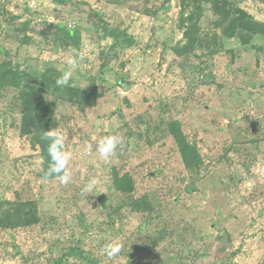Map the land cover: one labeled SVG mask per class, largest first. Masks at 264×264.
I'll use <instances>...</instances> for the list:
<instances>
[{"label":"rangeland","instance_id":"1","mask_svg":"<svg viewBox=\"0 0 264 264\" xmlns=\"http://www.w3.org/2000/svg\"><path fill=\"white\" fill-rule=\"evenodd\" d=\"M225 1L264 22V0ZM191 10L181 0H0V63L62 77L66 58L83 53L68 84L99 94L85 114L61 105L49 129L72 154L68 184L45 175L14 92L0 94V199L33 201L39 214L0 227V264H264V39L224 38L206 12L202 41L184 52ZM174 120L201 157L195 167ZM108 135L124 143L106 162L97 145ZM110 243L123 245L113 258Z\"/></svg>","mask_w":264,"mask_h":264},{"label":"trees","instance_id":"2","mask_svg":"<svg viewBox=\"0 0 264 264\" xmlns=\"http://www.w3.org/2000/svg\"><path fill=\"white\" fill-rule=\"evenodd\" d=\"M182 9L192 8L186 20L181 24L187 40L184 52L193 49L202 41L200 21L206 12L215 17L216 25L221 27L224 38L237 37L243 44L262 36L264 39V22L256 20L243 8L225 0H181ZM207 10V11H206ZM212 16L208 17L212 20ZM68 33V32H67ZM61 77L59 71L47 70L41 76H33L26 71L13 67L9 62L0 63V94L14 92V105L20 110L23 121L22 131L33 133L35 141L40 145L46 172L50 163L47 152L48 141L43 138L44 131L55 125L56 114L63 104H69L85 114L93 108L98 98L95 87L82 89L72 85L58 86L56 81ZM183 161L195 167L200 164L201 157L181 130L177 120L169 124ZM55 177V176H48ZM115 180L118 178L115 176ZM119 182L128 186L126 177ZM128 190L131 187L128 186ZM39 222V214L33 201H7L0 199V227L19 228Z\"/></svg>","mask_w":264,"mask_h":264},{"label":"clouds","instance_id":"3","mask_svg":"<svg viewBox=\"0 0 264 264\" xmlns=\"http://www.w3.org/2000/svg\"><path fill=\"white\" fill-rule=\"evenodd\" d=\"M83 59V53H73L66 58V63L69 70L64 72L62 77L58 78L56 84L65 86L69 83L73 71L79 67V61ZM43 138L48 141L47 152L50 158V163L45 172L46 176H55L60 184H68L72 179L70 170V162L72 154L65 149V136L59 130L53 128L49 131H44ZM124 143V138L118 135H108L102 137L97 145V151L106 162L110 161L116 153L118 146ZM96 186V181L90 180L86 183L81 191L84 194L93 193ZM123 245L120 243H110L105 246L104 253L107 257L113 258L122 251Z\"/></svg>","mask_w":264,"mask_h":264}]
</instances>
